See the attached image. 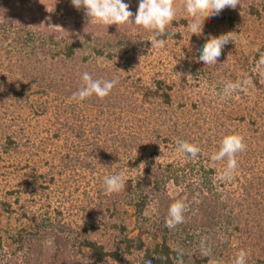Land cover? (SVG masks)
I'll use <instances>...</instances> for the list:
<instances>
[{"label": "trees", "instance_id": "1", "mask_svg": "<svg viewBox=\"0 0 264 264\" xmlns=\"http://www.w3.org/2000/svg\"><path fill=\"white\" fill-rule=\"evenodd\" d=\"M175 2L176 19L166 37L135 24L118 30L117 25L88 26L65 18L56 25L0 9V131L4 146H9L5 151L37 145L31 138L17 141L23 134L22 114L14 121L8 118L11 107L29 105L37 117L50 115V128L36 149L45 153L64 141L68 159L61 167L69 171L72 161L80 163L72 171L102 175L103 184L85 190L83 194L93 195L69 206L51 194L50 184L57 181L53 172L39 174L44 182L37 188L11 190L0 201L11 218L17 215V225L5 235L0 229L4 264H234L241 250L251 253L246 264H264V105L258 103L264 94V27H259L264 26V0H240L235 9L205 19L199 37L188 30L191 18L183 0ZM228 33L230 42L215 64L198 62L208 36ZM149 38H165L166 46L153 49ZM140 48L142 55L156 54L161 63L171 62L174 73L182 67L186 77L191 75V99L175 103L176 86L164 76L149 85L126 76L123 56ZM185 55L193 58L191 74ZM85 72L118 83L104 99L93 95L74 101L72 94L82 86ZM236 82L241 87L225 94L226 85ZM251 95L256 100L245 105ZM233 133L243 137L246 147L236 154L237 167L228 178L227 159L215 161L212 156ZM185 142L200 148L196 157L178 151ZM34 151L9 164L26 181L38 171L30 165L38 153ZM119 173L125 176V188L117 198L103 187L106 177ZM123 201L133 209L135 230L115 217L104 225L117 232V244L94 239L101 222L97 216L87 218V210L116 211L117 202ZM177 201L186 206L184 219L170 228L169 208Z\"/></svg>", "mask_w": 264, "mask_h": 264}, {"label": "rangeland", "instance_id": "2", "mask_svg": "<svg viewBox=\"0 0 264 264\" xmlns=\"http://www.w3.org/2000/svg\"><path fill=\"white\" fill-rule=\"evenodd\" d=\"M174 0V7L175 2ZM125 3H128L130 5V11L133 12V14H136L139 6V0H124ZM0 3L2 4V7L0 8L1 11L9 10V11H18V12H25L26 16L32 18L38 19H48L50 22L58 25L61 23L65 18H77L81 22H88V26H94V24L97 23H90V18L86 17L84 9H76L72 3L71 0H20L19 3H10L9 0H0ZM25 10V11H24ZM40 21V20H39ZM264 27V26H259ZM262 32V30H260ZM173 45V44H172ZM171 47L168 48V50ZM173 49H177V47L173 46ZM170 52V51H169ZM144 54V51L140 48L136 51H133V53L126 54L123 57L128 62L126 65L123 66V71L126 76H135L137 78H142L145 85L152 84V82L155 80V78H159L160 76H164L168 78L169 82H173L176 86V90L174 93L175 103H182L187 102L190 97L193 94V87L191 84H193L195 81H193V77L189 75L186 77L184 74L186 71L182 67H175V72L173 71L172 63L163 61L161 63V60L158 59V56H150V55H142ZM141 58V59H140ZM185 59L187 62H184L186 64V70L189 74L192 73L189 69V65L191 68V63L193 62L192 56H186ZM167 60V59H165ZM158 61V63H157ZM184 66V65H183ZM125 67V68H124ZM189 69V70H188ZM191 72V73H190ZM264 73V71H263ZM242 74V73H240ZM247 76V73L244 74ZM249 76L245 77V80H249ZM248 91L246 90V93ZM254 95H251L248 99L245 100V105L249 106V100L254 101L256 100L253 98ZM36 100V97L34 101ZM258 103L264 105V94L261 95V99L258 100ZM190 104V103H188ZM262 110L261 108L259 109ZM12 111V112H11ZM11 111L8 114V118L12 119L13 121L15 118H18L19 114H22L23 117L19 123V126L24 127L22 130L23 134L22 136L17 137V141L19 144H22V142H25L27 138H31V141L36 140L37 145L33 146L32 143H28L31 148L29 149L26 147L17 148V147H11L13 149L10 150V152H6L9 146H4V135L2 131H0V156L2 157V160L0 161V201L8 199L7 196L11 195V190H19V191H29L32 187H38V184L40 182H44L43 178H39V174H42L43 176L50 175V173H56L57 175V181L53 185L50 184L51 187V194L54 195L55 201L56 199L58 201H61L59 204H66L69 206L70 204H76L79 201L86 200L90 196L93 195V193L90 194H83V192L89 191L94 188H97V185L103 186L102 183H99V180L101 179L102 175L94 174L84 171H81V168L77 171H72V169H75V167H80V163L75 164V161H72L68 166H70L69 171L65 170L64 167H61L64 160L68 159L66 154V151H64L66 146L64 141L57 142V147H52V149H48L45 151V153H42L41 149L36 147L38 146V140L40 137L44 136L46 134V131L50 128V115H44L41 117H37V114H35V109H31L29 105H19L15 106L14 108L11 107ZM9 119V120H10ZM9 120H7V123H11ZM15 123V122H14ZM22 137V138H21ZM28 141V140H27ZM64 144V145H63ZM63 147V149H61ZM75 148V147H74ZM6 150V151H5ZM34 150H38L37 156L32 158L30 161V165L35 164L38 171L35 173V177L33 179H25L21 178V172L22 171H16L15 173L12 172L13 168H11L9 164H12L15 162L16 158L25 159L24 156H21L23 154H31V152H35ZM14 152V153H13ZM16 152V153H15ZM17 156V157H15ZM21 167L23 165L21 164ZM30 171V169H28ZM104 177V176H103ZM25 180V181H24ZM49 182V181H47ZM105 188V187H103ZM94 192V191H93ZM120 192L117 193L116 197H119ZM115 198V196H114ZM106 200V199H105ZM115 200V199H114ZM54 201V202H55ZM107 201H105L106 204ZM104 204V205H105ZM110 204V201L109 203ZM117 210L114 211L113 208H110L109 212L105 210L103 213L95 214L94 209L91 207L87 211L89 212L86 217L88 216L94 217L97 216V219L101 222V227L97 232H94L92 237L94 239L100 240L105 242L106 244L112 246L116 245L118 241L117 232L112 231L110 228H107L104 224H107V226L114 222L118 218V221L123 222L127 225L130 231H134L136 228L135 219L133 217V209L127 205L124 201L123 202H117ZM97 209V208H95ZM113 210V211H112ZM149 214L152 213L151 208L147 210ZM12 216V215H11ZM17 215L14 216V218ZM14 218H11L8 213L2 210L0 205V229L2 230V233L5 235V230L8 228H12L17 223L14 220ZM236 240V237L233 238V241ZM147 242L151 245L154 243V240L151 238H147ZM251 253L247 252L246 257H249ZM4 260V261H1ZM5 258L0 259V264H4ZM209 264H216L215 261L210 262Z\"/></svg>", "mask_w": 264, "mask_h": 264}, {"label": "clouds", "instance_id": "3", "mask_svg": "<svg viewBox=\"0 0 264 264\" xmlns=\"http://www.w3.org/2000/svg\"><path fill=\"white\" fill-rule=\"evenodd\" d=\"M71 3L78 10L84 9L86 17L90 18V23H100L108 26L117 25L118 30L122 25L135 24L155 33L156 37H166L168 25L176 19L174 0H139L135 15L129 10L130 5L125 3L124 0H71ZM238 5H240V0H183V7L187 16L191 18L187 24L191 36L196 35L199 37L203 34L205 19L219 15L225 8L235 9ZM229 35L230 33L208 36L200 50V55L197 58L198 62L209 66L215 64L221 56L224 45L230 42ZM148 41L151 42V48L153 49L166 46L165 38H149ZM261 59L264 62V56ZM82 81V86L72 94L71 99L74 101H83L93 95L104 99L110 95L118 83L116 79H94L88 72L83 73ZM240 87L239 82L229 83L226 85L224 92L230 94ZM245 147L243 137L238 133L229 134L223 138L219 151L212 156V159L215 161L227 159V166L224 171L225 177L230 178L231 173L237 167L236 154L243 151ZM178 151L196 157L200 152V148L185 142L179 145ZM104 184L107 194L119 193L125 188V176L123 173H119L106 177ZM185 207V204L181 201L172 204L169 208L166 226L171 228L182 223ZM245 257L246 252L241 250L234 264H246Z\"/></svg>", "mask_w": 264, "mask_h": 264}]
</instances>
